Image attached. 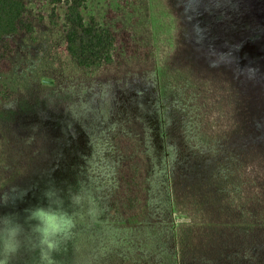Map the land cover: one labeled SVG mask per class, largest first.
Returning a JSON list of instances; mask_svg holds the SVG:
<instances>
[{
	"label": "rangeland",
	"instance_id": "rangeland-1",
	"mask_svg": "<svg viewBox=\"0 0 264 264\" xmlns=\"http://www.w3.org/2000/svg\"><path fill=\"white\" fill-rule=\"evenodd\" d=\"M27 1L51 13V5ZM65 13L57 5L58 26L48 18L33 35L17 37L9 67L0 70V214L23 219L55 186L76 220L52 254L56 264H182L178 218L188 215L175 187L185 177L174 173L169 136L172 143L182 124L199 126L203 137L222 132L235 120V89L250 125L264 133V0H140L123 9L117 0H89L87 21L94 15L131 26L153 52L94 76L67 52ZM128 139L147 140L155 156L159 150L148 206L131 217L116 206L113 185ZM235 168L221 173L231 198L258 195L247 162ZM38 258L22 250L14 264Z\"/></svg>",
	"mask_w": 264,
	"mask_h": 264
},
{
	"label": "trees",
	"instance_id": "trees-1",
	"mask_svg": "<svg viewBox=\"0 0 264 264\" xmlns=\"http://www.w3.org/2000/svg\"><path fill=\"white\" fill-rule=\"evenodd\" d=\"M39 1L41 6H52L49 15L41 9L33 11L27 0H0V70L9 67L17 37L33 35L37 23L48 18L53 26L59 25L55 16L61 4L66 7L62 28L67 52L85 75L120 69L127 65V59L140 62L153 56L152 48L131 26L120 22L110 26L94 15L87 21L82 10L89 0ZM117 1L123 9L140 0ZM233 95L229 107L234 109L235 120L222 132L203 137L199 126L191 131L182 124L174 129L172 143L169 136L174 173L185 177V186L176 183L175 187L179 204L188 215L178 218L184 229L177 237L182 264H264V133L250 125L241 94L235 89ZM126 142L124 160L114 167L113 185L116 206L131 217L148 206L149 178L155 171L159 150L155 156L147 140L140 144L130 139ZM241 160L250 167V184L258 195L236 199L231 198L221 173L228 168L237 172L235 167Z\"/></svg>",
	"mask_w": 264,
	"mask_h": 264
},
{
	"label": "clouds",
	"instance_id": "clouds-1",
	"mask_svg": "<svg viewBox=\"0 0 264 264\" xmlns=\"http://www.w3.org/2000/svg\"><path fill=\"white\" fill-rule=\"evenodd\" d=\"M79 204L81 197H72ZM76 220L64 207L60 190L47 187L40 201L25 210L23 219L0 214V264H14L22 250L38 251L34 264H56L53 253L72 234Z\"/></svg>",
	"mask_w": 264,
	"mask_h": 264
}]
</instances>
